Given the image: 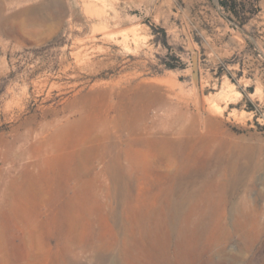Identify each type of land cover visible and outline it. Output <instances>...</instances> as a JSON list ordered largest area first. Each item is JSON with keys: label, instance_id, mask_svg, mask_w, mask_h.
Here are the masks:
<instances>
[{"label": "rangeland", "instance_id": "374dc122", "mask_svg": "<svg viewBox=\"0 0 264 264\" xmlns=\"http://www.w3.org/2000/svg\"><path fill=\"white\" fill-rule=\"evenodd\" d=\"M237 2L0 0V264H264V0Z\"/></svg>", "mask_w": 264, "mask_h": 264}, {"label": "bare ground", "instance_id": "6f19581e", "mask_svg": "<svg viewBox=\"0 0 264 264\" xmlns=\"http://www.w3.org/2000/svg\"><path fill=\"white\" fill-rule=\"evenodd\" d=\"M91 2H92V1H91ZM84 4H85L86 7L89 6V5L87 4V2H85V1H84ZM85 13H86V12H85ZM86 14H87V13H86ZM88 14H89V13H88ZM117 116H119V114H118ZM84 117H85V116H84ZM84 117H82V118H84ZM114 118H115V117H114ZM116 118H117V117H116ZM75 119H76V118H75ZM75 119H74V120H75ZM77 119H78V118H77ZM80 120H81V119H80ZM80 120H79V121H80ZM82 120H84V119H82ZM119 120H120V119H119ZM121 120H122V119H121ZM75 121H76V120H75ZM112 121H114V120H112ZM69 122H70V120L67 121V123H69ZM81 122H82V121H81ZM81 122H80V123H81ZM84 122H85V121H84ZM67 123H66V124H67ZM87 123H88V122H87ZM89 124H90V122H89ZM79 125H80V124H79ZM93 125H94V123H93L92 125H90V126H93ZM102 125H103V124H101V126H102ZM113 125H114V127H115V124H114V123H113ZM116 125H117V124H116ZM119 125H120V124H119V122H118V125H117V126L120 128ZM55 126H56V125H55ZM69 126H70V124H69ZM77 126H78V125H77ZM85 126H86V125H85ZM61 127H62V125H61ZM64 127H65V126L63 125V128H64ZM87 127H88V126H86V128H87ZM97 127H98V125H97ZM102 127H103V126H102ZM121 127H122V126H121ZM67 128H68V127H67ZM67 128H66V130H67ZM95 129H96V128H95ZM99 129H100V127H99ZM115 129H116V128H115ZM120 129H122V128H120ZM62 130H63V129H61V128L59 129V127L56 126V127H54V129H53V133H52V134L50 133L51 135L54 134V136L57 135V136H55V138H54V140H53V141L56 142L57 144L61 143L62 133L65 131V129H64V131H62ZM100 130L102 131V128H101ZM100 130H99V131H100ZM116 130H117V129H116ZM68 131H69V130H68ZM99 131H97V132H99ZM105 131H106V130H105ZM105 131H104V132H105ZM65 133H66V132H65ZM67 133H68V132H67ZM47 134H48V133H47ZM58 134H61V135L58 136ZM65 135H67V134H65ZM99 135H100V134H99ZM103 135H104V134H103ZM107 135H108V134H107ZM117 135H118V134H117ZM49 136H50V135H49ZM101 136H102V135H101ZM120 136H121V135H120ZM24 137H25V136H24ZM52 137H53V136H52ZM63 137H65V136H63ZM89 137H90V136H89ZM102 138H104V137H102ZM117 138H118V137H117ZM20 139H22V138H20ZM23 139H24V138H23ZM52 139H53V138H52ZM90 139H92V138H90ZM94 139H95V138H94ZM123 140H124V139H123ZM19 141H20V140H19ZM49 141H50V139H49ZM59 141H60V142H59ZM81 141H82V140H80L79 144L83 142V141H82V142H81ZM92 141H93V140H92ZM14 142H15V141H14ZM38 142H39V141H38ZM96 142H97V141H96ZM119 142H120V145H121V146H120V145L118 146V149H117L118 151L115 150V151L117 152V158H118V156H120V154L123 152V150H125L124 147H122V140H121V139H119ZM85 143H86V140H85ZM85 143H84V144H85ZM99 143H100V142H98V144H99ZM75 144H76V142H75ZM75 144H74V145H75ZM77 144H78V143H77ZM91 144H92V143H91ZM91 144H90L89 146H91ZM19 145H20V144H19ZM51 145H52V144H51ZM93 145H95V144H92V146H93ZM96 145H97V144H96ZM102 145H103V144H102ZM12 146H13V145H12ZM60 146H61V145H60ZM97 146H99V145H97ZM97 146H95L94 148H96ZM100 146H101V145H100ZM62 147H63V146H62ZM10 148H11V147H10ZM16 148H17V147H16ZM19 148H20V147H19ZM22 148H23V147H22ZM37 148H38V146H37ZM90 148H91V147H90ZM92 148H93V147H92ZM92 148H91V149H92ZM94 148H93V149H94ZM100 148H101V147H100ZM26 149H27V147H26ZM96 149H97V148H96ZM103 149H104V148H103ZM12 150H13V149H12ZM41 150H42V149H41ZM109 150H110V148H109ZM126 150H127V149H126ZM14 151H15V150H14ZM51 151H52V150H51ZM99 151H100V149H99ZM9 152H10V151H9ZM35 152H36V151H35ZM37 152H38V151H37ZM49 152H50V151H49ZM100 152H101V151H100ZM108 152H109V151H108ZM126 152H128V151H126ZM126 152H125V153H126ZM0 153H1V152H0ZM6 153H7V152H6ZM77 153H78V152H77ZM102 153H103V152H102ZM4 154H5V153H4ZM16 154H17V153H16ZM9 155H10V154H9ZM21 155H22V154H21ZM26 155H27V154H26ZM77 155H79V153H78ZM99 155H100V154H99ZM107 155H108V154H107ZM97 156H98V155H97ZM122 156H123V155H122ZM106 157H107V156H106ZM108 157H109V156H108ZM23 158H24V157H23ZM33 158H34V157H33ZM111 158H113V157H111ZM121 158H122V157H121ZM25 159H26V156H25ZM5 160H6V159H5ZM21 160H22V159H21ZM31 160H32V159H31ZM108 160H110V159L108 158ZM29 161H30V160H29ZM36 161H37V160H36ZM117 161H118V160H117ZM119 161H120V159H119ZM182 161H183V160H182ZM10 162H11V161H10ZM185 162H186V160H184V161L182 162V165H181V166H183ZM117 163H119V162H117ZM43 164H44V163H43ZM169 164H170V163H169ZM118 165H120V164H118ZM107 166H108V165H106V168H107ZM5 167H6V166H5ZM71 167H72V166H71ZM91 167H92V166H91ZM42 168H43V167H42ZM68 168H69V167H68ZM111 168H112V167H111ZM35 169H36V168H35ZM103 169H104V168H103ZM5 170L8 171L7 169H5ZM0 171H2L1 168H0ZM17 171H19V170H17ZM26 171H27V170H26ZM28 171H29V170H28ZM31 172H32V171H31ZM65 172H66V171H65ZM101 172H102V171H101ZM0 173H1V172H0ZM14 174H15V173H14ZM14 174H13V175H14ZM27 174H28V172H27ZM29 174H30V172H29ZM63 174H64V173H63ZM83 174H84V173H83ZM16 175H17V174H16ZM29 176H32V175H29ZM29 176H28V177H29ZM88 176H89V175H88ZM23 177H24V176H23ZM25 177H27V176H25ZM25 177H24V178H25ZM10 178H11V177H10ZM18 178H19V176H18ZM29 178L32 179V177H29ZM42 178H43V177H42ZM0 179H1V177H0ZM2 179H3V178H2ZM44 180H45V179H44ZM113 180H114V179H113ZM5 181H6V180H5ZM25 181L31 183V181H30L29 179H28V180L26 179ZM6 182H7V181H6ZM17 182H18L17 179H16V180L13 179V180L11 181V186H16V185H17ZM44 182H45V181H44ZM73 182H74V181H73ZM53 184H54V183H53ZM5 185H6V184H5ZM7 185H8V184H7ZM115 185H116V184H115ZM1 186H2V184H1ZM8 187H9V186H8ZM32 187H33V186H32ZM93 187H94V186H93ZM171 187H172V186H171ZM110 188H111V187H110ZM172 188L174 189L175 187H172ZM173 189H172V191H173ZM177 189H178V188H177ZM39 190H40V189H39ZM109 190H110V189H109ZM174 190H175V189H174ZM184 190H185V189H184ZM169 191H170V190H169ZM175 191H176V190H175ZM179 191H181V190L179 189ZM179 191H178V193H179ZM182 191H183V190H182ZM173 193H174V192H173ZM187 193H188V192H187ZM187 193H186V194H187ZM165 194L169 195V194L166 193V192H165ZM175 194H176V193H174V195H175ZM180 194H181V193H180ZM6 195H7L6 193H5V194H3V193L0 194V214H3V213H4V210H5L4 208H5V203H6ZM23 195H24V193H23L21 190H19V189H18V190H13V192H10V190H8V197H9V198H11V197H13L14 199L19 198V200L22 201V200L24 199V198H23ZM183 195H184V192H183ZM183 195H182V197H183ZM25 196H26V195H25ZM40 196H41V195H40ZM103 196H104V195H103ZM163 196H164V193H163ZM45 197H46V196H45ZM168 197H169V198H172V196H170V195H169ZM174 197H176V195H175ZM38 198H39V197H38ZM166 198H167V197H166ZM166 198H165V200H167ZM180 198H181V196H180ZM186 198H187V197H186ZM14 199H13V200H14ZM25 199H27V197H26ZM100 199H101V198H100ZM100 199H99V200H100ZM103 199H104V198H103ZM175 199H176V198H175ZM17 200H18V199H17ZM165 200H164V201H165ZM173 200H174V199H173ZM31 201H32V200H31ZM109 201H110V200H109ZM170 201H172V199H170ZM177 201H179V200H176V202H177ZM183 201H185V200H183ZM161 202H162V201H161ZM165 202L167 203V201H165ZM168 202H169V201H168ZM180 202H181V201H180ZM42 203H43V202H42ZM170 203H172V202H170ZM20 204H21V203H20ZM109 204H110V203H109ZM177 204H178V203H177ZM34 206H35V205H34ZM106 206H107V205H106ZM177 206H178V205H176V204L174 203V205L169 206L170 208L168 207V208H169V213H168V214H170V216H171V218L169 219V221L167 220L168 223L171 222V220H173V216H174L175 212L179 209V206H178V207H177ZM107 207H108V206H107ZM148 208H149V207H148ZM152 208H153V207H152ZM152 208H151V209H152ZM177 208H178V209H177ZM181 208H182V207H181ZM66 209H67V208H66ZM164 209H165V208H164ZM191 209H193V206H192ZM146 210H147V209H146ZM153 210H155V209H153ZM158 210H159V207H158ZM194 210H195V209H194ZM60 211H61V210H60ZM148 211H149V210H148ZM8 212H9V211H8ZM61 212H62V211H61ZM158 212H159V211H158ZM158 212H157V213H158ZM166 212H167V211H166ZM184 212H185V211H184ZM188 212H189V211H188ZM58 213H59V212H58ZM58 213H54V216H53V217L51 216V217H52V221H51V222H52V225H51V226H53L54 229H55V231L57 232V235H56V236L59 235V237H57V241H58V238H61V236L64 234V233L62 234V232H61V227H62V223H63L61 219H63V218H61L62 216L60 217V215H59L60 213H59V214H58ZM144 213H146V211H145ZM148 213H149V212H148ZM180 213H181V212H180ZM186 213H187V212H186ZM186 213H185V214H186ZM5 214H6V212H5ZM64 214H65V213H64ZM140 214H141V213H140ZM149 214H150V213H149ZM149 214H148V216H149ZM155 214H156V213H155ZM177 214H178V213H177ZM177 214H176V215H177ZM92 215H93V214H92ZM145 215H146V214H145ZM151 215H152V212H151ZM156 215H157V214H156ZM180 215H181V214H180ZM139 216H140V215H139ZM141 216H143V215H141ZM148 216L145 218L146 220H147ZM184 216H185V215H184ZM157 217H158V216H157ZM157 217H156V218H157ZM176 217H177V216H176ZM178 217H179V216H178ZM187 217H188V215H187ZM189 217H190V216H189ZM159 218H160V217H159ZM159 218H157V219H159ZM198 218H199V217H198ZM143 220H144V218H142V220H140V221H143ZM148 220H149V222H150L149 224H151V222H152L151 218H150V219L148 218ZM182 220H183V219H182ZM154 221H155V220H154ZM154 221H153V222H154ZM160 221H161V219H160ZM164 221H165V220H164ZM178 221H181V219L179 218ZM199 221H200V220H199ZM130 222H131V221H130ZM147 222H148V221H147ZM157 222H158V221H157ZM127 223H129V222H127ZM139 223H140V222H139ZM141 223H142V222H141ZM168 223H167V224H168ZM177 223H178V222H177ZM199 223H200V222H199ZM130 224H131V223H130ZM130 224H129V225H130ZM149 224H147L148 226H147L146 228L144 227V228H145V231H144V232H145V234H146L147 237L151 236L150 238L152 239V238H154V237H152L153 227H152V225H149ZM165 224H166V223H165ZM196 224H198V223H196ZM127 225H128V224H127ZM143 225H144V224H143ZM155 225H156V224H155ZM155 225H154V226H155ZM173 225L175 226V225H177V224H174V223H173ZM135 226H136V225H135ZM178 226H179V225H178ZM194 226H195V225H194ZM124 227H125V226H124ZM126 227H127V226H126ZM126 227H125V228H126ZM130 227H131V226H130ZM130 227L128 226L129 229H130ZM133 227H134V226H133ZM138 227H141V225L138 226ZM192 227H193V226H192ZM128 228H127V229H128ZM161 228H162V226H161ZM161 228H160V229H161ZM173 228H174V227H173ZM194 228H195V227H194ZM194 228H193V229H194ZM0 229H1V228H0ZM140 229H141V228H140ZM140 229H138V230H140ZM156 229H157V227H156ZM167 229H168V228H167ZM169 229H170V228H169ZM154 230H155V228H154ZM172 230H173V229H170L169 232L172 231ZM189 231H190V230H189ZM189 231H188V232H189ZM63 232H64V231H63ZM139 232L141 233V230H140ZM157 232H158V231H157ZM161 232H163V231H161ZM188 232H186L187 235L189 234ZM194 232H195V231H194ZM194 232H193V233H194ZM24 233H25V232H24ZM54 233H55V232H54ZM140 233H139V234H140ZM142 233H143V231H142ZM154 233H155V232H154ZM175 233H176V232H175ZM180 233H181V232H180ZM184 233H185V232H184ZM191 233H192V228H191ZM160 234H162V233H160ZM195 234H196V233H195ZM66 235H67V234H66ZM165 235H168V237H169V234H165ZM189 235H191V234H189ZM196 235H197V234H196ZM153 236H154V235H153ZM158 236H159V235H158ZM174 236H175V235H174ZM183 236H186V234H184ZM194 236H195V235H194ZM64 237H65V236H64ZM140 237H141V236H140ZM186 237H187V236H186ZM188 237H189V236H188ZM188 237H187V238H188ZM65 238H67V237H65ZM65 238H64L63 241H65ZM144 238H145V237H144ZM150 238H149V239H150ZM160 238H161V237H160ZM183 238H185V237H183ZM183 238H182V239H183ZM190 238H191V237H190ZM54 239H55V238H54ZM68 239H69V238H67V240H68ZM141 239H143V238H141ZM156 239H157V238H156ZM165 239H167L166 236H165ZM176 239H177V238H176ZM193 239H194V238H193ZM196 239H197V238H196ZM196 239H195V240H196ZM61 240H62V239H61ZM69 240H70V239H69ZM145 240H146V239H145ZM160 240H161V239H160ZM147 241H149V240H147ZM162 241H163V240H162ZM168 241H169V240H168ZM172 241H173V240H172ZM176 241H177V240H176ZM190 241H191V240H190ZM60 242H62V241H60ZM65 242H66V241H65ZM67 242H68V241H67ZM141 242H142V241H141ZM159 242H160V241H159ZM179 242L183 243L182 241H179ZM133 243H134V242H133ZM154 243H155V241H154ZM156 243H158V242H156ZM163 243H164V242H163ZM192 243H193V241H192ZM195 243H196V241H195ZM145 244H146V243H145ZM145 244H144V242H143V245H145ZM147 244H148V242H147ZM158 244H160V243H158ZM158 244H157V245H158ZM165 244H166V243H165ZM169 244H170V243H169ZM177 244H178V242H177ZM184 244H185V243H184ZM184 244H183V245H184ZM189 244H191V243H189ZM61 245H62V244H61ZM61 245H59V246L62 247ZM64 245H65V244H64ZM148 245H149V244H148ZM157 245H155V247H156ZM174 245H175V243H174ZM181 245H182V244H181ZM194 245H195V244H194ZM194 245H193V246H194ZM59 246H58V247H59ZM69 246H71V245H68V243H67V245H66L67 248H65V249L62 248V249H64V250L61 252V256H60V259H59L60 262H57V261H58L57 258H56L57 260L55 259L57 264H62L63 262H65V263H67V264H70V263H71V262L69 263L67 257H68L70 254H72V255H76V254L73 253V250H74V249H72V247H69ZM128 246H129V245H128ZM150 246H151V245H150ZM152 246H153V245H152ZM159 246H160V245H159ZM163 246H164V245H163ZM165 246H166V245H165ZM187 246H188V245H187ZM187 246H186V247H187ZM64 247H65V246H64ZM144 247H145V246H144ZM155 247H154V248H155ZM161 247H162V244H161ZM173 247H174V246H173ZM76 248H77V247H76ZM145 248H146V247H145ZM147 248H148V247H147ZM147 248H146V249H147ZM152 248H153V247H152ZM152 248H151V249H152ZM178 248H180V246H179ZM181 248H182V247H181ZM181 248H180V250H181ZM183 248H185V247H183ZM62 249H61V250H62ZM155 249H156V248H155ZM155 249H154V250H155ZM162 249H165V248L162 247ZM162 249H161V251H162ZM176 249H177V248H176ZM58 250H59V249H58ZM90 250H91V249H90ZM148 250H149V249H148ZM154 250H153V251H154ZM106 251H107V250H106ZM132 251H133V250H131V253H133ZM158 251L160 252V248L158 249ZM172 251H173V250H172ZM175 251H176V250H175ZM222 251H223V250H222ZM51 252H52V251H51ZM55 252H56V251H55ZM85 252H86V251H85ZM155 252H156V251H155ZM166 252H168V251H166ZM166 252H164V253H166ZM179 252H180V251H179ZM152 253H153V252H152ZM160 253H161V252H160ZM154 254H155V253H154ZM156 254H158V253H156ZM174 254H177V253H174ZM179 254H180V253H179ZM149 255L151 256V254H149ZM152 255H153V254H152ZM181 255L183 256L182 253H181ZM78 256H79V255H78ZM158 256H159V254H158ZM179 256H180V255H179ZM70 257H72V256H70ZM133 257H134V256H133ZM146 257H148V255H147ZM163 257H164V256H163ZM170 257H172V256H170ZM150 258H151V257H150ZM165 258H166V257H165ZM135 259H136V258H135ZM148 259H149V258H148ZM166 259H167V258H166ZM170 259H172V258H170ZM71 260H72V259H71ZM71 260H70V261H71ZM131 260H132V259H131ZM141 260H142V259H141ZM163 260H164V259H163ZM9 261H10V260H9ZM148 261H149V260H148ZM151 261H152V260H151ZM154 261H155V259H154ZM165 261H166V260H165ZM167 261H168V260H167ZM167 261H166V262H167ZM20 262H21V261H20ZM88 262H89V261H88ZM109 262H110V261H109ZM130 262H131V261H130ZM149 262H150V261H149ZM161 262H162V261H161ZM163 262H164V261H163ZM168 262H169V261H168ZM150 263H151V262H150ZM153 263H154V262L152 261V264H153ZM158 263H159V262H158ZM17 264H18V263H17ZM63 264H64V263H63ZM147 264H148V263H147Z\"/></svg>", "mask_w": 264, "mask_h": 264}, {"label": "trees", "instance_id": "16d2710c", "mask_svg": "<svg viewBox=\"0 0 264 264\" xmlns=\"http://www.w3.org/2000/svg\"><path fill=\"white\" fill-rule=\"evenodd\" d=\"M218 3L227 12L232 13L241 23H243L245 21L243 19V17L240 15V11L242 10L243 7L239 6V3L237 2V0H218ZM162 32H164V31L162 30ZM166 66L171 67L172 65H169L166 63ZM250 89H251V87H250ZM247 109H251V107H249Z\"/></svg>", "mask_w": 264, "mask_h": 264}, {"label": "water", "instance_id": "95a60500", "mask_svg": "<svg viewBox=\"0 0 264 264\" xmlns=\"http://www.w3.org/2000/svg\"><path fill=\"white\" fill-rule=\"evenodd\" d=\"M191 78L194 83V86H197L198 82V68H197V58L195 52H192L191 54Z\"/></svg>", "mask_w": 264, "mask_h": 264}]
</instances>
